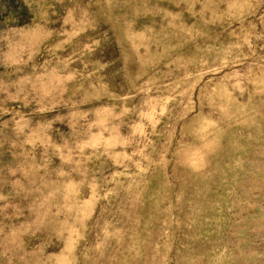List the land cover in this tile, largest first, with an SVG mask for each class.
Instances as JSON below:
<instances>
[{
    "label": "rangeland",
    "instance_id": "1",
    "mask_svg": "<svg viewBox=\"0 0 264 264\" xmlns=\"http://www.w3.org/2000/svg\"><path fill=\"white\" fill-rule=\"evenodd\" d=\"M0 264H264V0H0Z\"/></svg>",
    "mask_w": 264,
    "mask_h": 264
}]
</instances>
